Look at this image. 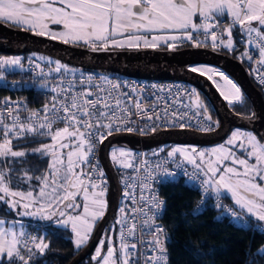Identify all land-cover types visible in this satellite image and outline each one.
Masks as SVG:
<instances>
[{
	"label": "snow or ice",
	"instance_id": "6c2138e0",
	"mask_svg": "<svg viewBox=\"0 0 264 264\" xmlns=\"http://www.w3.org/2000/svg\"><path fill=\"white\" fill-rule=\"evenodd\" d=\"M225 15L231 17L232 26L242 30L247 44L258 49L259 56L264 58V0H0V20L24 27L37 36L59 39L65 44L82 42L93 50L124 47L125 42L132 48L155 49L164 45L175 50L185 42L194 47L208 46L206 41L209 38L211 47L222 45L231 50V39L226 44L222 39L218 41V35H223L218 31L219 18ZM53 24L59 25L61 30H50ZM125 31L127 36H124ZM141 32L144 34H138ZM225 33L231 37L232 27L226 28ZM118 35L124 39H117ZM201 35L204 41L199 39ZM244 55L253 59L248 53ZM258 62L264 63V59ZM5 67L22 69L23 66L19 58H0V69ZM36 68L42 78L52 77L55 81L52 86L47 79L42 84L54 95L49 104L41 110L31 111L23 120L19 104L6 106L0 112V165H3L0 167V202L7 206L8 214L14 212L17 216L49 221L56 218L59 227L70 231L75 249L80 250L91 239L96 222L103 218L107 208L104 199L106 180L102 179L104 172L95 158L97 145L103 144L114 133L146 134L144 127L129 126L133 123V115L138 120L150 122L147 130L152 133L158 127L186 128L191 127V123H178L187 113L178 114L175 110L168 113L167 106L163 115L156 108L150 111L143 106L142 98L133 101L127 92H119L121 86L111 80H106L110 85L106 88L93 84L89 76L88 86L78 88L73 81L65 82L62 75H56L71 71L58 63L48 72L39 64ZM190 70L200 75L207 72L221 76L234 90L221 92V95L229 103L240 99V89L222 72L195 66ZM208 78L212 79V76ZM3 79V72H0V80ZM80 83L84 85L85 82L81 80ZM195 104L197 111L193 115L203 116L204 121L211 122V116L205 115L206 106L198 99ZM129 106L135 111H130ZM23 111L29 110L23 108ZM169 115L172 119H168ZM58 123L63 126L55 127ZM203 130L210 129L205 127ZM241 137L240 144H234ZM28 138H32L37 146L30 150L17 146L14 150L13 140L20 142ZM40 138H46L47 142ZM245 140L249 146L244 149L246 159L237 158L230 148L224 146L207 153L196 147H174L167 156L174 160L179 155L196 170L194 178H203L201 187L204 192L198 213L203 210L204 195L211 193L217 201L215 207L225 211V218L240 226L247 225L246 230H251L252 225L246 216L264 222V144H260L255 136L239 131L227 144L243 148ZM30 155L46 161L47 167L37 170L38 174L23 167L17 170L15 165L27 164ZM131 156L128 149L114 147L111 151V159L118 166L140 172V167L126 162ZM228 160L231 165L240 167L225 165L223 161ZM142 163L147 165V161ZM14 175L18 182L15 188L12 186ZM161 175L174 177L176 173L165 169ZM153 179V173L148 172L141 181L142 187L150 190L148 181ZM20 183L27 184L28 188L21 190ZM134 184L135 178H130L128 187ZM124 196L133 205L137 203L134 192L125 191ZM221 197L231 199L234 207L225 209ZM145 199L140 195V201ZM146 203L147 207H132L128 212L120 208L122 219L116 221L121 225L118 241L109 236L108 248L104 251L105 241L101 239L92 256L93 261L97 264H168L167 245L172 238L162 225L156 223L164 201L153 192ZM17 224H20L17 220L0 218V264H16V261L29 264L37 252L43 256L49 248L44 236L31 235L23 230L22 225L17 229ZM145 236L150 239H144ZM259 254L264 257V248Z\"/></svg>",
	"mask_w": 264,
	"mask_h": 264
},
{
	"label": "built area",
	"instance_id": "2783aa9c",
	"mask_svg": "<svg viewBox=\"0 0 264 264\" xmlns=\"http://www.w3.org/2000/svg\"><path fill=\"white\" fill-rule=\"evenodd\" d=\"M228 27H232V35L229 37L225 33V29ZM213 31H217V29H213ZM219 33L223 35H218V41L223 40L224 43H227V40L230 38L233 40V48L231 51H236L242 54V59L245 61L246 65L251 69L252 75L256 80V83L260 85L264 89V63H260L258 61L264 59L259 56V51L253 45H249L246 42V37L242 34V30L238 26H232L231 17H226L225 19L220 21V28L218 29ZM201 41H204V37L199 36ZM242 41H245L242 43ZM206 43H211L210 38L206 41ZM224 47V46H219ZM245 53L250 54L253 59L249 60L244 55ZM1 58V57H0ZM22 69L16 68L13 71H5L0 69V72H3L4 79L0 80V112L7 107H12L14 104H19L22 106L20 111V118L23 120L31 111L41 110L45 104H49L52 96L54 95L51 92L46 91L42 84L44 80L47 79L49 81V86L55 83L52 77L42 78L39 75L40 70L36 68V65L39 64L40 67L48 72L52 69L51 66L40 62L34 58L28 57L21 60ZM71 71L68 73L56 74L62 75V78L65 82L71 80L76 83L77 87H86L88 86L87 77H92V83L96 85H103L106 88H110V85L106 83V80H111L113 83L119 84L121 87L119 92L124 93L127 92L129 95L133 97V101L137 98H142L144 100L143 106L148 108L150 111L153 108H156L160 111L161 115H163V109L167 106L168 113L172 111H177L178 114L187 113L185 119L183 121H178V123L182 122H190L191 127L180 128L178 126H166L164 128H157L159 130H194L202 133H211L216 131L219 128L218 123L213 120L211 117V122L204 121L203 116L195 117L193 113L197 111L192 106L193 96L190 95L193 93V90L190 87V84L183 80H150L143 79L137 77H129L125 75L119 74H99L96 71L88 70L83 67H72L68 68ZM81 80H84V85H81ZM133 89L136 91L133 92ZM123 99V98H122ZM153 101L149 103L148 101ZM7 102V103H6ZM184 105H189L185 107ZM23 108H27L29 111H23ZM130 111H135V109L129 106ZM205 115H210L208 112ZM211 116V115H210ZM155 119V117H154ZM168 119H172L169 115ZM133 123L130 124V127L138 128L144 127L146 134H140L139 132H119L114 133V135H122V134H130L139 140L140 144L137 145L136 149H134L132 156L126 160L133 164L134 166H138L141 168L140 172L134 171L133 168H123L118 166L116 163H112L115 171L118 174V178L121 185V199L122 204L121 208L125 209V212H128L132 207H147V199L151 197L152 193L155 192L158 194V198L164 201L163 211L160 216L157 218L156 223L162 225L166 230L167 227L164 224V216L166 210V199L162 195V187L169 182L183 181L187 186L199 192L200 197L198 203L195 207V210L201 208V200L202 193L204 189L201 187L202 177L194 178L193 173L196 171L192 166H189L185 162H183L179 157L176 159H171L167 156V152L165 153H149L146 148L142 145L143 139L149 136H152L154 133L149 132L148 122L146 119H137L136 115L132 116ZM62 123H58L55 127H62ZM205 127L210 130H203ZM156 131V132H157ZM155 132V133H156ZM14 141V140H13ZM102 146L103 144H98L96 149L95 158L99 163V168L104 172V177L102 179L106 180V194L109 192L110 182L107 177L105 170L102 165L101 157H102ZM147 161V165L145 166L142 162ZM159 165L160 167H157ZM167 169L170 171H174L176 175L174 177H164L162 176V172ZM148 172H152L155 179L148 181L151 185L150 190L143 188L141 181H144L148 175ZM95 178V177H94ZM130 178H135V184L133 187L129 188L128 183L130 182ZM125 191L134 192L136 195L137 203L135 205L128 199V197L124 196ZM140 195H144L146 198L145 201H140ZM204 207L210 206L215 207L217 201L214 194L208 193L203 197ZM222 203L225 206V209H232L233 206L228 204L222 197ZM216 208V207H215ZM225 212V211H224ZM122 219V214H120L119 219ZM139 220V214L137 216ZM245 219L250 224L248 218ZM237 226V222L232 221ZM30 225V233L31 235L38 236V229L40 227L47 226L45 223H29ZM247 227V225L240 226ZM121 225L119 224V230ZM261 230V227H259ZM118 230V236H119ZM259 230V231H260ZM168 232V230H167ZM169 235V232H168ZM144 239H150V237L145 236ZM118 241V240H117ZM168 248V247H167ZM18 264L20 262L18 261ZM168 264H170V257L168 251Z\"/></svg>",
	"mask_w": 264,
	"mask_h": 264
},
{
	"label": "trees",
	"instance_id": "16d2710c",
	"mask_svg": "<svg viewBox=\"0 0 264 264\" xmlns=\"http://www.w3.org/2000/svg\"><path fill=\"white\" fill-rule=\"evenodd\" d=\"M225 18V16H222L219 18V20L221 21ZM206 44L208 46L202 45L201 47H194L192 44L185 42L180 44L176 49L183 50L184 52H200V50H204L209 53L219 54L221 56L228 55L224 57L241 61L245 65L252 83L256 86L261 97L264 99V89L256 83V80L252 75V71L246 65L245 61L243 59L237 58V54H239L238 52L231 51L225 47L213 48L211 47V43ZM165 48L168 47L165 46ZM2 55L3 53H0V57ZM24 55V58L29 57L27 54ZM66 64L67 68L75 67L68 63ZM105 73L119 74L110 71H105ZM203 97L206 99L204 95ZM207 108L209 109H207V112L220 127L221 119L217 111L208 105ZM230 111L235 116L243 119H257L255 108L246 94L243 101L235 103L232 106V110ZM227 137H225L223 140H225ZM256 137L261 143H263V141L257 135ZM147 138L151 139L153 137L149 136ZM40 139L44 142L46 141V138ZM157 139H159V137H157ZM17 146H19L21 149L30 150L31 148L36 147L37 143L32 138H28L20 142L14 140V149H16ZM151 148L153 147H148L146 150L149 153H165L168 151L160 150L158 152H152V150H150ZM234 152H236L237 155L244 157L247 156L244 153V150ZM27 160V164L15 165V168L19 170L21 167H23L38 174L37 170H43L47 167L46 161L37 159L35 156L30 155L27 157ZM0 167H3V165H0ZM116 175L118 176L117 172ZM17 183V179L14 175L12 186L15 188ZM35 183L36 182L33 181V184ZM19 188L21 190H26L28 185L20 183ZM108 193L106 194L107 198ZM162 195L166 199V210L163 221L167 227L169 236L172 238V242L167 245L170 264H264V257L259 254L261 248H264V234H262V232H264V226L261 225L262 222L253 220L251 217L246 216L252 225L251 230H246L247 227L237 226L230 219L225 218L226 213L223 209L206 206L203 207V210L198 213L197 210H195V207L198 203L200 194L198 191L187 186L182 180L165 184L162 187ZM223 199L234 207L231 199ZM106 202L108 208L107 199ZM121 204L122 199L116 208L112 220L107 225L101 237V239H103V237L106 235V240H104V251H106L108 248L109 236L115 240H118L119 224H117L116 221L119 219L121 214ZM3 207V205L0 207V211L6 212L5 208ZM101 220L102 219L97 221L91 234V239L93 238ZM42 223L48 225L38 229V237L44 236L45 242L49 244V248L45 250L43 256L37 252L36 256L32 261L29 262V264H70L71 261L77 255H79L91 241L90 239L86 246L80 250H77L75 249L73 237L69 230L59 227L56 222L47 221ZM258 227H261L260 231L257 230ZM95 250L79 264H95V261L92 260ZM16 264H18V261H16Z\"/></svg>",
	"mask_w": 264,
	"mask_h": 264
},
{
	"label": "water",
	"instance_id": "95a60500",
	"mask_svg": "<svg viewBox=\"0 0 264 264\" xmlns=\"http://www.w3.org/2000/svg\"><path fill=\"white\" fill-rule=\"evenodd\" d=\"M39 52L53 56L65 63L75 67H83L90 70H103L119 73L129 77H137L150 80H183L204 91L200 86L202 80L207 77L188 71L187 66L197 63H211L225 70L243 89L251 100L256 120H248L235 116L230 109L224 106L220 95L214 87L216 96L204 91L211 101L214 109L220 116V127L211 133H199L192 130H185L193 134L194 139L190 142L194 145H203L222 141L235 128H244L255 133L264 143V99L258 89L252 83L245 65L236 59L226 58L216 53L200 54L194 51L192 55H186L183 51H144L130 53H99L74 48L58 40L42 38L27 34L19 30L6 28L0 24V53L7 55H24ZM177 58L176 62H165L159 64L158 60ZM162 65H166L162 66ZM162 66V67H160ZM165 67V68H164ZM209 81V80H208ZM140 142L137 137L130 134L114 135L109 137L102 146V165L109 178L110 188L108 193V208L100 221L95 234L86 248L77 255L70 264L81 263L98 246L99 241L112 220L116 208L121 200V185L118 176L110 159V150L114 144L130 143L129 140ZM204 143H199V142ZM169 140L157 138H144L142 145L145 148L165 145Z\"/></svg>",
	"mask_w": 264,
	"mask_h": 264
},
{
	"label": "rangeland",
	"instance_id": "374dc122",
	"mask_svg": "<svg viewBox=\"0 0 264 264\" xmlns=\"http://www.w3.org/2000/svg\"><path fill=\"white\" fill-rule=\"evenodd\" d=\"M0 24L5 25L6 28L19 30V31H22V32L27 33V34H32L34 36H37V35L34 34L33 31L25 30L24 27L17 26V25H15L13 23H10V22H6V21H3V20H0ZM50 30H52V29H50ZM52 31H59V30L53 29ZM138 34H144V33L141 32V33H138ZM127 35H128V32L125 31L124 36H127ZM145 35H147V34H145ZM39 37L50 39L47 36H39ZM116 38L117 39H124V37L119 36V35ZM52 40L60 41L59 39H52ZM232 42H233V40H232ZM66 45L74 47V48L82 49V50H87V51H91V52H99V53H104V52H109V53H130V52H144V51H155V50H170L169 48H165L164 45H161L159 48H155V49L150 48V47L149 48H145L143 46H141L139 48H132V47H128L127 46V42H125V46L124 47H112V46H109L107 50H104V49H101V48H97L96 50H93L90 46H87V45H85L82 42L78 43V44L68 43ZM141 45H142V41H141ZM190 53L191 52H188V54H190ZM199 53L200 54H206V51L200 50ZM27 56H29L31 58H34V59H36V60H38L40 62L46 63L49 66H51L52 68L57 63L67 68V64L65 62H63V61H61V60H59V59H57V58H55L53 56H50V55H45V54H42V53H39V52H33V53L27 54ZM224 56H228V55H224ZM24 57H25V55H7V54H3L1 56V58H19L20 60H22ZM237 58L238 59H242V54H240V53L237 54ZM49 62H51V63H49ZM193 66L201 67V68H205V69L206 68H213V69L216 70V72H222L225 76H227L232 81V83H234L240 89V94H239L240 95V99L239 100H235L233 103H229V100L225 99L224 96L221 95V92L229 93L230 90H231V85H229L227 83V81L223 80L222 77L219 76V75H215V74H211V73H207V72L205 73V75H203V76H205L207 78L209 77V75L212 76V79L208 78V80L213 84V86L215 87V89L219 93L220 99L223 102L225 107H227L228 109L232 110V106L235 103L243 101L244 96H245V92L240 87V85L225 70H223L222 68H220L218 66H215V65H213L211 63H205V62L197 63V64L192 65V67ZM16 68H19V67H5L3 70H5V71H13ZM96 72L99 73V74H108V73H105V71L103 72V70L102 71L101 70H96ZM218 84H219V87L217 86ZM190 87L193 90V92L195 93V95L193 96V99L191 101L193 108L196 109L195 101L197 99H198V101L200 103H202L205 106L206 99L203 97V95L193 85H190ZM231 91H234V90H231ZM230 98H231V96H230ZM237 131H239V132H241L243 134L255 136L256 140L259 141L260 144H263V143L260 142V140L256 137V135L252 131H250L248 129H244V128H235L229 134V136L223 141H218V142H213V143H208V144H203V145L191 144L190 142L194 139V136H193V134H191V133H189V132H187L185 130H159L156 133H154L152 135V137H154V138L159 137L162 140H169V141H174V142H169V143H167L165 145L153 147L150 150H152V152H158L160 150H166V151L168 150V152H170L174 147H189V148L190 147H196L198 150H203V151H205L207 153L213 148H216V147H219V146H224V147L230 148L232 150V152L234 153V155H236V152H234V151H238L239 152V151L244 150V149L249 147L246 140L244 141L243 148H241V147H233L232 145H228L227 144V141L229 139H231L232 135L235 132H237ZM241 139H243V137L238 138L237 141H234V144H236V145L240 144V140ZM129 141H130V143H117V144H114L111 147V151L115 147V148L128 149V150H131V152L133 153V151H134V149H136L137 145L135 144L136 143L135 140L131 139ZM45 142H47V141H45ZM105 142H106V140L104 141L103 145L105 144ZM111 151H110V159H111ZM244 153L247 155L246 151ZM178 157L183 161L182 157H180L179 155H178ZM236 157L239 158V159L248 158L247 156L244 157V156H241V155H238ZM129 158H127L126 160H128ZM111 162L113 164L115 163L112 159H111ZM183 162H185V161H183ZM223 163L225 165H228V166H234V167H237V168L240 167L239 165H231V161L230 160L223 161ZM104 199L105 200L107 199L106 195H105ZM21 217L29 219V220H34V222H37V223H42V222H47V221L48 222H55V220H56V218H54L53 220L49 221V220H42V219H39V218H36V217H31V216H21ZM20 227H21V225L18 226V229H20ZM22 228H23L24 231H26L25 225H22ZM103 239L106 240V235L103 237Z\"/></svg>",
	"mask_w": 264,
	"mask_h": 264
},
{
	"label": "flooded vegetation",
	"instance_id": "af4514ba",
	"mask_svg": "<svg viewBox=\"0 0 264 264\" xmlns=\"http://www.w3.org/2000/svg\"><path fill=\"white\" fill-rule=\"evenodd\" d=\"M159 51H183V50H179V49H175V50H159ZM184 52V51H183ZM206 53H209V52H207L206 51ZM184 54H186V55H192V54H194V52H191L190 54H188V52H184ZM177 61V58H172V59H170V58H168V59H162V60H158V63L159 64H164L165 62H176ZM194 65V64H193ZM162 66H165L166 67V65H162ZM162 66H160V67H162ZM164 67V68H165ZM191 67H192V65H190V66H187L186 67V69L188 70V71H191L190 69H191ZM192 72V71H191ZM194 73H197V74H199L200 75V73H198V72H194ZM203 76V75H202ZM201 87L203 88V90L204 91H207V92H210L211 94H213L214 96H216V92H215V90H214V86H213V84L210 82V81H208V80H202L201 82ZM191 85V84H190ZM195 87V86H194ZM197 88V87H196ZM198 90H199V92L202 94V95H204L205 97H206V103H205V106H206V109H208L207 108V105L208 106H211V107H213V105H212V103H211V101L209 100V98L206 96V94H205V92L204 91H202V90H200L199 88H197ZM220 97V96H219ZM213 109H214V107H213ZM209 110V109H208ZM207 112V111H206ZM192 131H194V130H192ZM195 132H198V131H195ZM199 133H202V132H199ZM199 143H204V142H199Z\"/></svg>",
	"mask_w": 264,
	"mask_h": 264
},
{
	"label": "crops",
	"instance_id": "0c3cea01",
	"mask_svg": "<svg viewBox=\"0 0 264 264\" xmlns=\"http://www.w3.org/2000/svg\"><path fill=\"white\" fill-rule=\"evenodd\" d=\"M225 17H229L228 15H225ZM199 18H197V23H199ZM255 26V25H254ZM50 29H56V30H61V27L59 25H50ZM235 156H238L237 154ZM233 203V202H232ZM2 205L4 206L3 208H5V211L6 212H1L0 211V218H3L5 219L6 221H13V220H17L20 222V224H17L16 227L18 229V226L19 225H25V229H26V232L28 233L29 230H30V225L29 223H33L34 220H29V219H26V218H22L21 216H17L14 212L11 213V214H8L9 213V210L7 208L6 205H4L2 202H0V207H2ZM99 221V220H98ZM97 223V222H96ZM96 225V224H95ZM261 225L264 226V222L261 223ZM95 264H97V262H95Z\"/></svg>",
	"mask_w": 264,
	"mask_h": 264
}]
</instances>
